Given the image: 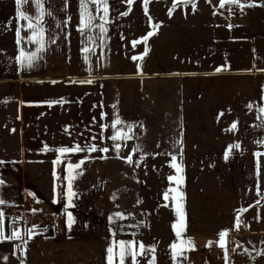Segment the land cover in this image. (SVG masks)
<instances>
[{"label": "crops", "instance_id": "crops-1", "mask_svg": "<svg viewBox=\"0 0 264 264\" xmlns=\"http://www.w3.org/2000/svg\"><path fill=\"white\" fill-rule=\"evenodd\" d=\"M42 5L44 51L38 53L33 67L23 68L17 59L21 49L31 53L39 45L17 44L16 31L26 22L17 19L15 0H0V180L4 182L0 200L5 202L0 211L6 236L12 231L5 206L22 205L25 194L35 199V208L51 222L35 230L26 246L19 240H0V263L108 264V247L138 241L155 248V264H230V249H247L253 241L260 253L244 264H264V155H254L264 153V115L258 111L264 106V69L138 71V65L148 63L153 36L135 48L132 41H142L153 22L142 34L144 28L132 19L134 32L128 27L126 37L125 22L108 17L102 36L98 27L81 33L80 0H42ZM90 8L96 15L95 6ZM23 10L33 18L39 15L31 0ZM21 35L27 38L31 32L21 29ZM85 47L93 51L86 54ZM146 47L149 51L144 55ZM138 56L143 59H132ZM125 61L132 69L126 70ZM88 79L93 83H79ZM165 94L174 101L156 100ZM60 100L64 103L49 106ZM161 108L164 132L153 131L154 113ZM116 119L122 123L114 129ZM233 122L238 127L229 131ZM129 127L132 138L117 141L121 144L117 153L110 137ZM77 144H95L109 151L69 152L62 157L55 151ZM234 144L239 149L225 159ZM137 145L142 151H133ZM45 146L51 150L45 151ZM129 155L135 161L148 158L153 163L149 171L163 174L168 189L177 187L168 179L176 175L171 156L182 165L183 237L194 242L183 258L173 260L171 252V245L179 243L172 228L178 219L171 199L175 193L162 203L168 206L162 207L158 219L155 209L142 207V202L133 207L109 206L106 164L112 157ZM58 157L61 162L54 164ZM81 160L85 163L77 171L83 174L72 182L77 196L74 206L68 207V165ZM240 209L246 211L241 214ZM68 212L74 218L71 229ZM237 215L242 221L238 229L234 227ZM159 219L164 224H157ZM225 230L227 251L218 243L219 233ZM150 258L151 254L139 257V264H148Z\"/></svg>", "mask_w": 264, "mask_h": 264}, {"label": "rangeland", "instance_id": "rangeland-1", "mask_svg": "<svg viewBox=\"0 0 264 264\" xmlns=\"http://www.w3.org/2000/svg\"><path fill=\"white\" fill-rule=\"evenodd\" d=\"M241 2L254 6L245 7L241 11L235 5L226 4L220 8V0H211L210 3L208 0H194L196 7L193 9L191 4H181L179 0H150L146 16L143 0H135L130 10L125 0H108L109 18L125 22L126 37L129 35L128 27L134 32L129 24L132 19L144 28L142 34L147 33L149 21L159 25L150 39L151 56L147 58L148 65L140 64L135 68L138 71L156 69L159 72L217 71L218 68L227 69L219 72L264 69V0ZM123 12H128V15H121ZM229 25L232 27L229 28ZM127 64L130 62L125 61L126 70L132 69ZM157 96L158 102L174 101V97L166 94ZM162 113V108L154 113L156 120L150 126L153 131L164 132ZM152 164L145 157L133 160L132 164H128L125 159H109L106 164L109 206L133 207L142 202V207L155 209L158 219L160 211H164L163 194L168 191V183L163 174L149 171ZM9 206H5V211ZM157 224L164 222L159 219Z\"/></svg>", "mask_w": 264, "mask_h": 264}, {"label": "snow or ice", "instance_id": "snow-or-ice-1", "mask_svg": "<svg viewBox=\"0 0 264 264\" xmlns=\"http://www.w3.org/2000/svg\"><path fill=\"white\" fill-rule=\"evenodd\" d=\"M16 5H17V19L20 21H24L26 23L21 24L20 27H18L16 31V37H17V44H21L22 41L25 42H31L39 45V47L36 49V51L31 52V53H26L23 49H21L20 54L18 56V61L20 65L23 68H31L33 67L34 62L38 59V53L44 51V28L42 26V16L44 14L43 12V5H42V0H31L32 3L35 4L39 15L33 18L29 14H27L23 10V6L29 2V0H15ZM127 5L129 6V10L131 8V5L135 2V0H125ZM150 0H143V7L145 11V15H148V4ZM179 2L184 3V4H191L193 9H195L196 5L193 3V0H179ZM210 3L211 0H208ZM235 5L238 8H240L241 11L245 7H252L254 5L251 4H244L241 2V0H220L219 7L224 8L225 5ZM90 5L95 6V12L96 15H93V10L90 8ZM176 5L174 4L173 7ZM102 12V15L100 13ZM171 12H169V16H171ZM121 15H128V12H123ZM109 4L108 0H80V23H79V31L81 33H85L87 31H92L94 28L98 27L101 36L106 33L107 28L106 25L110 23L109 20ZM149 20H151V17H148ZM99 19L101 23L98 25L95 23V21ZM232 26L229 25V28ZM159 28V25H153V31H150L147 33L145 37L142 38L141 40H136L132 41V46L133 48L136 47L137 44L143 42L145 45L147 44L148 39L155 34V29ZM21 29H26L31 32L30 37H23L21 35ZM84 53H89L90 51H93L89 49L88 47H85L83 49ZM149 49L146 47L144 55H147ZM133 60H142L143 56H138V57H132ZM85 62H88V56L85 55ZM221 70H227L226 68H218L217 71ZM89 72H91V68H89ZM75 83V81L73 82ZM81 84H91L93 81L91 79L85 80V81H79ZM52 103H64L63 100L60 101H52L49 102V106H51ZM249 108L252 107L251 104L248 105ZM259 113L264 115V106L260 107L258 109ZM222 115V113H221ZM259 118V117H258ZM122 122L119 119H116L115 122L112 124V128H116L117 125L121 124ZM105 126H102V130L104 129ZM238 127V122H233L231 125L229 131H235ZM131 133V127H129L127 132H124L122 130L117 131L114 135L110 137V139L114 142V148L119 153L121 149V144L117 143V141H127L132 138L130 135ZM96 137L93 136L92 139L94 140ZM264 143V142H262ZM178 144L180 145L181 153L183 151V141L182 139L178 141ZM240 145L239 144H234L230 145L229 148L226 151L225 154V159H227L228 154L231 153L233 149H239ZM51 149H48L47 146H45V151H48ZM56 152L60 154V156H64L65 154L69 152L73 153H81V152H96L100 151L103 153H107L109 151V148L104 147V148H97L95 144H86L84 147H81L79 144H77L75 147L68 148V147H61L58 149H55ZM134 152H139L142 151L139 145L136 146V148L133 150ZM257 158L260 155H264V153H255L254 154ZM101 158H106V157H101ZM143 159V158H141ZM126 162L128 164L133 163L132 155H129L128 157L125 158ZM61 162L60 158L58 157L57 160H55L53 163L54 164H59ZM3 163V162H0ZM85 163L84 160H81L79 163L75 165H68V176H67V206L68 207H73V198L77 196V193L73 190V181L83 173L81 171H77L78 169H81L82 165ZM137 167L140 166L139 163L136 164ZM170 167L175 169L176 175L174 176H169L168 179L169 181H174L177 187L175 188H169L168 191H166L163 194V198L165 201H168L170 198V194L175 193V195H171V199L175 201V213L177 216V222L172 225V228L175 232V235L177 237V240L179 243H173L171 245V252H172V258L173 260H177L178 258H183L184 252L187 250H192L194 248V242L190 239H186L183 237V232L185 228V212H184V195L183 192L179 190V186L183 184L184 182V177L182 175L183 173V167L180 163H177V157L175 155L171 156V163ZM257 168L259 169V160L257 159ZM55 176V172H54ZM3 181L0 180V185H3ZM59 195V194H58ZM257 195H260L259 190L257 191ZM5 202L3 200H0V204H4ZM259 203V201H257ZM164 207H167L168 205L165 204L163 205ZM36 210L33 209V212ZM246 209H240L239 212L242 214ZM117 217L120 219H124L123 214L117 213ZM3 220H4V213L0 211V240L7 239V240H21L23 241L24 245L26 246L27 240L31 239L36 233L34 228H29L25 230L23 233L18 230L14 229L10 235H5L3 231ZM74 223V218L71 214V212L67 213V227L71 229L72 224ZM242 221L240 220V216L237 215L235 218V228H239L241 225ZM229 235L228 231H221L219 233V247L221 249H224L227 251L226 248V241L225 238ZM27 237V239H25ZM208 246H212V242H209ZM149 254H151V258L148 260V264H155V248L154 247H146L143 243H140L138 241H129V242H124L120 241L117 243H114L113 246H110L107 248V261L108 264H115V259L118 258V264H126V261H130V264H139V257H146Z\"/></svg>", "mask_w": 264, "mask_h": 264}, {"label": "built area", "instance_id": "built-area-1", "mask_svg": "<svg viewBox=\"0 0 264 264\" xmlns=\"http://www.w3.org/2000/svg\"><path fill=\"white\" fill-rule=\"evenodd\" d=\"M35 207V199L28 194H25L24 203L22 205L9 206L6 210V213L8 215L11 231L18 229L23 233L29 228H34L37 230L47 226L49 222H51L49 217L40 213ZM33 209L36 211L33 212ZM25 239H27V237H25ZM248 260H250V256L247 249H241L237 247H232L230 249V264H244Z\"/></svg>", "mask_w": 264, "mask_h": 264}, {"label": "water", "instance_id": "water-1", "mask_svg": "<svg viewBox=\"0 0 264 264\" xmlns=\"http://www.w3.org/2000/svg\"><path fill=\"white\" fill-rule=\"evenodd\" d=\"M193 2H194V0H193ZM181 4H184V3H181ZM247 251L250 255V258L255 259L258 256V254L260 253V246L258 244H256L255 242L251 241L250 247L247 248Z\"/></svg>", "mask_w": 264, "mask_h": 264}]
</instances>
